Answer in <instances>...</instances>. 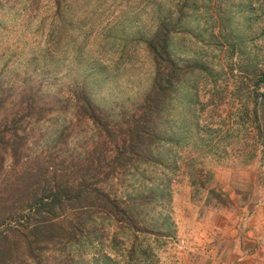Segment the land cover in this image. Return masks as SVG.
Masks as SVG:
<instances>
[{"label": "rangeland", "instance_id": "1", "mask_svg": "<svg viewBox=\"0 0 264 264\" xmlns=\"http://www.w3.org/2000/svg\"><path fill=\"white\" fill-rule=\"evenodd\" d=\"M263 75L264 0H0V264H264Z\"/></svg>", "mask_w": 264, "mask_h": 264}, {"label": "trees", "instance_id": "2", "mask_svg": "<svg viewBox=\"0 0 264 264\" xmlns=\"http://www.w3.org/2000/svg\"><path fill=\"white\" fill-rule=\"evenodd\" d=\"M159 35H160L159 33H156L154 40H152L151 47L149 49L154 54L155 67H156L155 78L153 82V84L155 85L154 91H156V96L163 95L164 97H166L167 96L166 92H168V87L170 86L169 88L171 89V83L173 78L172 73L176 69H174L173 62L169 59V52L167 46L168 39L165 36L159 37ZM57 196H55L56 199ZM42 201L43 198H41L39 202L37 201L36 203H40L41 205H44Z\"/></svg>", "mask_w": 264, "mask_h": 264}]
</instances>
